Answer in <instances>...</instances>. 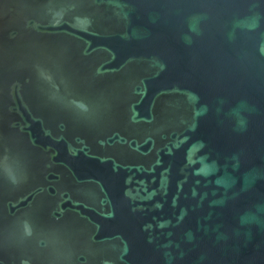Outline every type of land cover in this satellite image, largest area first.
Instances as JSON below:
<instances>
[{
  "label": "water",
  "instance_id": "1",
  "mask_svg": "<svg viewBox=\"0 0 264 264\" xmlns=\"http://www.w3.org/2000/svg\"><path fill=\"white\" fill-rule=\"evenodd\" d=\"M0 264H264V0H0Z\"/></svg>",
  "mask_w": 264,
  "mask_h": 264
}]
</instances>
